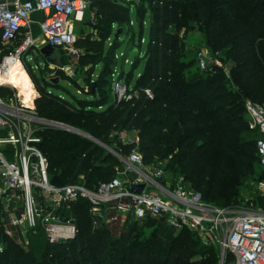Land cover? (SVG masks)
<instances>
[{
    "label": "trees",
    "instance_id": "obj_1",
    "mask_svg": "<svg viewBox=\"0 0 264 264\" xmlns=\"http://www.w3.org/2000/svg\"><path fill=\"white\" fill-rule=\"evenodd\" d=\"M89 6L110 28L78 35L79 64L90 74L85 96L72 102L56 94L49 86L59 82L44 76L41 81L31 66L19 61L7 82L18 86L22 102L30 107L35 104L40 117L82 129L107 146L114 132L136 131V140L114 148L121 156L138 149L146 163L173 161L184 181L205 200L220 206L238 202L241 190L237 186L228 191L232 200L222 202L219 178L232 171L245 176L254 170L255 155L259 163V132L242 114L226 113L240 105L244 96L264 104V0H138L139 14L144 18L147 11L151 13L150 41L136 85L130 87L133 72L121 74L132 93V98L121 100L111 87L119 59V41L112 33L117 22L122 31L126 26L131 30L130 6L126 0H90ZM187 18L206 24L216 50L226 48L233 63L230 77L238 89L227 87V74L220 68L213 74L205 72V76L186 79L184 68L189 62L180 58V31L187 26ZM133 34L136 37V32ZM47 67L38 69L42 72ZM30 72L42 87L35 100L38 91ZM146 88H151L153 96L146 94ZM0 92L15 94L8 87H1ZM39 146L48 158L49 172L66 183L82 181L95 188L124 166L117 153L99 156L91 139L65 128H49ZM166 168L169 171V164ZM253 190L254 203L264 208V196L255 195ZM75 214L77 237L61 244L48 241L42 255L34 241L23 246L0 229V264H219L218 250L203 246L192 232L195 244L204 250L197 260L185 256L191 241L187 228L181 229L170 246L158 230L146 239L133 234L123 242L109 228L92 226L86 201L79 203ZM40 230L28 232L39 234Z\"/></svg>",
    "mask_w": 264,
    "mask_h": 264
},
{
    "label": "built area",
    "instance_id": "obj_2",
    "mask_svg": "<svg viewBox=\"0 0 264 264\" xmlns=\"http://www.w3.org/2000/svg\"><path fill=\"white\" fill-rule=\"evenodd\" d=\"M89 5L90 0H0V76L7 77L18 61L38 69L41 63L33 67L25 63V56L34 49L39 53L45 44L79 53L76 23L83 21ZM36 12L40 14L37 18ZM221 54L220 50L201 51L198 67L211 74L220 68L230 77ZM58 67L64 69V64ZM1 87L14 89L13 83L4 80H0ZM111 87L118 100L132 98L128 84L117 76V67ZM79 92H83L81 87ZM145 92L153 96L151 88ZM245 111L259 132L256 148L264 167V104L246 98ZM55 122L40 117L34 106L22 102L19 93L0 92V146H7L9 152L0 147V216L7 234L13 236L10 226L24 234L31 226L43 228L52 244L68 243L79 233L76 208L86 201L94 228L105 227L122 215L138 220L161 218L178 229L187 228L203 246L218 250L220 264H264V208L254 203V196L247 204L238 201L220 206L205 200L200 191L188 189L182 175L170 179V186L164 185L161 179L169 177L166 160L146 163L138 149L127 157L116 151L124 163L135 164L134 178L120 171L95 188L82 181L52 184L48 158L39 146L43 135L37 132L47 125L64 127ZM143 181L147 182L143 192L131 189V182ZM253 192L264 196V178Z\"/></svg>",
    "mask_w": 264,
    "mask_h": 264
},
{
    "label": "rangeland",
    "instance_id": "obj_3",
    "mask_svg": "<svg viewBox=\"0 0 264 264\" xmlns=\"http://www.w3.org/2000/svg\"><path fill=\"white\" fill-rule=\"evenodd\" d=\"M130 6L131 11V22L132 26L131 30H129V26H126L125 30L122 31L119 35H117V30L119 28V23H115L113 25V38H118V45H117V53L119 55V59L117 62V76L121 75L123 71H125L126 75L133 72V77L130 81V87L133 88L136 85L137 78L139 77L140 73L144 70L145 63H146V51L148 47V43L150 41V19L151 13L147 11L145 13V17L141 16L137 9V1L138 0H126ZM144 22V25H141V22ZM187 26L184 27L180 31L181 37V48H180V58L186 62H189L184 68V75L186 79L193 80L195 78L205 76L204 71H202L197 65V56L203 50L208 51V53L214 52L216 49L213 45V39L209 36V31L207 30L206 24L195 20L194 18H187ZM110 28V25L103 20L102 18L98 17L93 10L90 9V6L87 8L84 19L82 22L76 23V30L77 34L84 35L88 32H92L97 34L100 30L106 29V31ZM144 30V32H143ZM134 32H136V37H134ZM143 32V41L141 42V34ZM39 33V29L36 28V35ZM61 52V61L64 64V69L59 68L58 66L48 64L47 69L41 70L36 69L37 78L44 82V77L49 80L54 79L56 83L59 82V85H50L49 87L54 90L56 94H60L65 96L68 100L72 102H77L79 98L85 96L84 91L89 86V78L90 74L86 70V68H82L79 64V56L80 53L72 54L71 52L60 49ZM139 58V60H137ZM221 58L224 62V65L230 69L232 66L231 57L228 56L226 48L222 50ZM25 63L32 65L35 67L38 63H41V66L44 67L46 62L40 61L38 59V50L34 49L31 50L25 56ZM102 64H99V69ZM30 75L33 79L34 86L37 89V93L34 96L35 98L41 93L42 87L39 81H36L34 78L33 72H30ZM44 76V77H43ZM226 78L229 80L227 87L236 90L238 86L233 82L231 77ZM124 82H126V78H122ZM58 80V81H57ZM82 88L83 92L80 93L79 89ZM14 93L18 94L19 89L18 86L13 84ZM137 93V91H136ZM244 101H241L240 105H236L233 110L227 115H235V114H242L246 122L249 124L251 128L256 129L253 126V122L251 121L250 117L245 111V100L248 98L244 96ZM241 97V100H243ZM35 107V104H34ZM39 123H37L38 125ZM49 128H61L60 126L56 125H47L37 132L39 135L46 134ZM64 128V127H63ZM7 130V129H6ZM5 130V132H6ZM136 131H127V130H119L114 132L113 137L110 139V145L108 147L92 140L95 147V153L99 156L103 155L106 152H114V148H121L122 145L126 142L132 141L135 137ZM90 139V138H89ZM2 150L7 152V146L2 145L0 146ZM9 153V152H7ZM255 155V154H254ZM212 163L215 164L213 159V155L211 156ZM166 164H169V178L171 180L178 178L181 176L179 174L178 169H176L175 163L170 160H166ZM254 170L250 172L248 175H239L236 172H228L224 173L222 177L219 178V183L221 187V198L223 203H229L232 199L229 198L228 191L237 186L241 190V194L239 197V202L241 203H249L252 200L250 191L251 188L254 187L260 180L264 178V167L260 165L257 161L256 155L254 159ZM185 186L188 187L190 190H194V188L190 187V183L184 182ZM3 222L0 218V229H4ZM136 225L139 228L147 227L152 228L154 230H159L160 234L164 238V242L170 246L174 237L181 231L168 222L164 220H150V221H139L136 222ZM134 226L133 222L128 223L126 226H121L116 224L115 227L120 235V238L124 241L128 240L130 229ZM11 231L13 232V238L18 241L23 246H27L28 240L34 241L39 251V255H42L44 251L48 247V238L46 232L43 228H41L39 234H35L33 232H28L24 234L18 227H11ZM138 236H142L145 239L148 238L149 233H135ZM187 235L190 236L191 241L189 242L188 251L186 252L185 256L190 260H197L200 258V253L204 248L200 247L199 245L195 244V241L192 239V233L187 231ZM220 264V261H219Z\"/></svg>",
    "mask_w": 264,
    "mask_h": 264
},
{
    "label": "water",
    "instance_id": "obj_4",
    "mask_svg": "<svg viewBox=\"0 0 264 264\" xmlns=\"http://www.w3.org/2000/svg\"><path fill=\"white\" fill-rule=\"evenodd\" d=\"M121 32H122V28L120 27L117 30V35H119ZM38 59L40 61L45 60L49 64H52V65H55V66H61L62 65L61 52H60L59 48H57L56 46H53L51 44H45L44 46H42L40 48L39 53H38ZM55 123L64 126L66 129H68L70 131H73L75 133L81 134V135H83V136H85L87 138H90L92 140H95V141L100 142L101 144L107 146L105 143H103L102 141H100L99 139H97L96 137H94L93 135L89 134L88 132H86V131H84L82 129H79L77 127H74V126H71V125H68V124H64V123H61V122H58V121L55 122ZM51 182H52V184H54L56 186H64L66 184V182L58 174H55V175L52 176ZM130 187H131L132 190L141 193L147 187V182L146 181H143V182H131L130 183ZM28 230H33V227H31V226L28 227Z\"/></svg>",
    "mask_w": 264,
    "mask_h": 264
},
{
    "label": "crops",
    "instance_id": "obj_5",
    "mask_svg": "<svg viewBox=\"0 0 264 264\" xmlns=\"http://www.w3.org/2000/svg\"><path fill=\"white\" fill-rule=\"evenodd\" d=\"M39 13L36 12L34 14V16L37 18L39 17ZM138 138V135H137V132L135 133V137L132 139V140H136ZM134 163L132 162H128V163H124V166L122 168V174L125 175V177H128V178H134L136 175H137V172L134 170ZM161 183L164 184V185H167V186H170L171 185V181H170V178L167 177L165 179H161ZM150 189H154V190H157V188H155L154 186H150ZM158 191V190H157ZM150 220H164V219H161V218H147V219H144V220H138V219H135L133 216L131 215H122L120 217L119 220L117 221H114L110 224H107L105 227L109 228L112 232V234L119 238L121 241L123 242H128L130 240V238L132 237L133 234L135 233H140V232H143V233H149L151 234L154 229L152 228H147V227H144V228H139V226L136 225V222H139V221H150ZM165 221V220H164ZM130 222H133L134 223V226L130 229V235H129V238L128 240L124 241L120 238V235L117 231V228L115 227L116 224H119L121 226H126L128 225V223ZM21 230V229H20ZM22 231V230H21ZM159 231V230H158ZM23 232V231H22ZM160 232V231H159ZM24 233V232H23ZM28 233V232H27ZM26 233V234H27Z\"/></svg>",
    "mask_w": 264,
    "mask_h": 264
},
{
    "label": "bare ground",
    "instance_id": "obj_6",
    "mask_svg": "<svg viewBox=\"0 0 264 264\" xmlns=\"http://www.w3.org/2000/svg\"><path fill=\"white\" fill-rule=\"evenodd\" d=\"M18 62H19V61H18ZM18 62H16V63L13 64L12 69H11V71L9 72V74L7 75V77L0 76V80L7 81V80L11 77L12 70H13L14 66H15Z\"/></svg>",
    "mask_w": 264,
    "mask_h": 264
}]
</instances>
